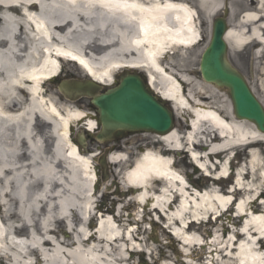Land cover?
<instances>
[{
	"label": "bare ground",
	"instance_id": "6f19581e",
	"mask_svg": "<svg viewBox=\"0 0 264 264\" xmlns=\"http://www.w3.org/2000/svg\"><path fill=\"white\" fill-rule=\"evenodd\" d=\"M226 2L195 0L196 9L187 0H0V253L3 256L9 254L19 264H68V261L144 264L140 257L134 259L137 250L133 249L135 253L128 257L127 247L123 248L131 240L127 232L130 221L122 215L126 206L133 204L141 208L138 202L150 197L152 207L163 214L174 211L175 217L168 218V225L174 228L175 237L183 243L182 250L188 253L190 248H196L197 242L193 224L183 230L187 218L198 221L210 212L225 209L231 201L229 194L222 195L215 187L189 194L185 178L170 167L173 157L164 155L165 150L145 148L120 177L121 186L116 197H112L122 201L129 194V203L113 212L105 203L97 206L104 217L112 215V218L104 221L102 217L95 231L90 229L94 225L91 213L97 202L96 192L91 191L98 181L92 162L95 155L80 152L68 139V128L85 121V130L92 131L96 125L94 115L78 110L77 103L62 94L59 99L45 98L40 89L44 79L57 73L61 66L57 55H63L80 62L89 74L87 77L101 85H112L115 75L122 70L147 72L149 88L160 102L164 105L169 102L176 116L188 114L191 119L183 135L175 128L169 134L155 137L163 148L172 150L169 152H191L193 162L206 173L207 166L213 162L206 155L199 158L198 153L227 152L236 146L240 148L242 143L250 144V173L246 172V176L251 177V182L244 184L242 174L237 173L235 184L241 189L238 215L227 220L238 229L244 213L246 216L249 212L252 219L245 223L244 233L235 234V242L229 249L222 248L221 242L207 243L210 252L205 253V259L214 263L215 252L217 264L222 257L232 264L236 262L234 252L238 251L239 261L264 264V259L255 256L264 251V246L259 250L235 249L245 236L255 237L254 232L264 227L260 220L264 211L253 200L257 196L264 200V133L254 123L235 118L231 111L229 119L222 117L217 109L207 105L206 100H216L213 88L206 90L202 83L193 82L186 68H181L179 74L171 66L167 71L161 60L166 50L191 49L190 45L201 36L193 22L195 13L200 12L208 22L226 7L231 28L225 38L230 49H237L233 54L257 48L254 56L260 86L247 82L264 109V0H239L242 9L237 13L236 27L232 25L235 13ZM182 81L192 86L190 99L182 90ZM127 161L126 154L111 153L103 170L108 173L113 166L114 174L120 176ZM216 172L217 178L225 176L227 168L220 164ZM159 183L161 187L157 188ZM174 191L184 197L179 200L172 196ZM108 195L109 192L105 193L103 198ZM230 209L231 206L227 212ZM165 262L185 264L172 254ZM152 263L157 264V260Z\"/></svg>",
	"mask_w": 264,
	"mask_h": 264
},
{
	"label": "rangeland",
	"instance_id": "374dc122",
	"mask_svg": "<svg viewBox=\"0 0 264 264\" xmlns=\"http://www.w3.org/2000/svg\"><path fill=\"white\" fill-rule=\"evenodd\" d=\"M177 1V0H176ZM188 3L197 9V5L195 3V0H187ZM239 0H230L228 3V7H231V10L235 13V20L233 22V26H237V13H239L242 9L241 4L238 2ZM229 7V8H230ZM199 11V10H198ZM201 14V13H200ZM212 21L209 20L208 22H205L202 18L200 20L201 23V36H202V42H200L197 46H195L192 49L189 50H180L177 51V53L172 56L171 61V67L179 74L181 68H186L188 70L187 76L193 81L197 83H202L206 90H210L213 88L215 90L216 100L215 99H208L207 105L210 107L217 109L222 117L229 119L232 112V105L230 98L228 96V92L226 90L218 89L212 85H208L204 83L200 77L199 73V64H200V58L202 53L204 52L205 48L208 46L209 38L211 34V28H212ZM253 48H246L243 52L239 54H233V52H236L237 49H230L228 51V58L231 62V64L242 74V76L246 79V81L252 83V85L259 87L260 82L257 78V61L253 53ZM233 54V56H232ZM263 58H264V52H263ZM264 62V61H263ZM81 71L75 66L71 64H62V72L59 76L58 80L51 81L50 83H47L43 88L45 92V98H48L49 96H54V98L59 99V92L57 89L58 83H60L63 80L69 79H75L78 81L85 80L84 77H82ZM247 82V83H248ZM184 89L185 96L190 99L189 91H191L190 85H187L185 83H181ZM188 95V96H187ZM208 95V94H207ZM78 105V109L82 111L90 112L88 107L90 106V102L88 99L83 98L76 102ZM69 106L73 107L70 103ZM231 111V112H230ZM190 118L188 114H184V116H176L175 114V123L174 127L179 131L181 135H183L187 129V121ZM79 127V126H78ZM81 129H77L75 131V136L77 133L81 132ZM105 148H109V151L116 150L121 151L129 156V161L127 165H125L124 169L122 170V173L126 172L127 169L132 165L131 162L135 161L137 155L140 153V150H144L145 148L154 150L156 152L160 151L162 149V145L160 140L155 137L153 134H146V133H135V134H129L125 138H122L121 140L110 142L105 146ZM96 149V148H95ZM95 149L93 150H87L89 155L92 153L97 152ZM83 154H86L84 152ZM165 154V152H164ZM239 154L235 158V162L233 161L231 163V168L233 169L237 164L241 168L240 171H237L236 174H232L230 179L228 181H223L217 183V186H213L217 189L221 188L222 195L227 194L226 192L230 190L229 183H232L235 176L238 172L242 174L243 171L247 170L248 164H250L249 156H247V153ZM173 157L175 159V165L174 168L176 172H178L180 175L184 176V178L191 184L193 187L199 189V190H208L212 186L207 180H203L200 175L199 171L195 172L193 170V166L189 163L188 157L184 155V153H176L173 154ZM243 157V158H242ZM242 158V159H241ZM245 158H247V161H245ZM94 161V159L92 160ZM240 161H242L241 164ZM96 162V161H94ZM245 162V164H244ZM99 166L100 164L96 162ZM95 163V164H96ZM114 167L112 166L111 169H109L108 173L100 166L97 170L98 172V180L99 182L95 185V187H91V191L96 192V206H102L104 203L107 204L110 208L113 210H119L123 206H126L129 201L130 197L129 194H125L122 198V201L113 200L112 197H116V191L117 188H119L120 183V176L115 175L113 172ZM122 169V167H117V170ZM244 184H249L251 182V177L246 176V179L243 180ZM116 183V185H115ZM118 186V187H117ZM96 189V190H94ZM109 192V195L107 198H103L104 194ZM241 195L236 196L237 199H239ZM245 198V196L243 197ZM114 202V204H113ZM264 202V200L262 201ZM240 201L238 202L239 205ZM256 204L259 206V202L256 201ZM113 205V206H112ZM238 205L236 206L238 208ZM149 207V206H148ZM174 207V205H173ZM149 208H140L136 205H130L129 207L126 206L125 211H123L122 215L124 216L125 220H129L127 225H131L127 232L130 234V241L127 244H124L123 248L128 249L129 254L128 257L131 254H134L135 252H132L133 249L137 250V255L134 256V259L137 260L138 257L144 261V264L151 263L153 260H158L157 264H165L166 257L168 255H173L177 257H182V253H185L182 250L181 244L173 238L163 227L166 226V220H164L159 214H151L149 213ZM143 210V212H142ZM117 214V212H114ZM144 215L142 222H137L141 219V215ZM236 216L235 207L232 208L229 212L222 214V217L220 220L212 221L209 219L208 224H201L200 226L195 227L194 229L196 231V234L193 236L194 240L202 244V247H196L191 252H193V257H201L199 264H217L215 260L218 259V256L213 252L212 258H214L213 261L210 262L209 259L204 262L206 258V254L210 252L209 247L206 246V244H211L215 242H221L222 248H230L231 244L233 243L235 239L236 232H241L243 229L242 227L245 225V223L249 222L252 217L250 214L247 216H244L242 220H240L241 227H238V229H235L233 226H231L228 223V218L234 219ZM166 218L175 217V213H168L165 215ZM105 220H110L109 217L105 216ZM261 221L264 222V218H260ZM92 224H95V221L93 220L91 222ZM67 228L63 227V230L65 231ZM90 229H93V225L90 227ZM133 232H130V231ZM135 230L138 232L136 233ZM68 231V230H67ZM69 232V231H68ZM260 233L264 235V227L260 230ZM256 241L255 237L249 238L244 237L241 241H239L236 245L235 249L244 248V249H255L254 242ZM262 246H264V243H260ZM183 251V252H181ZM206 253V254H205ZM223 254V253H222ZM235 257H239L238 251L234 252ZM259 259H264V251L263 252H257L255 255ZM195 259V258H194ZM197 263V264H198ZM219 264H231L228 259H223L222 261H218ZM0 264H5V262L0 261ZM192 264H196L195 261ZM232 264H236L232 263Z\"/></svg>",
	"mask_w": 264,
	"mask_h": 264
},
{
	"label": "water",
	"instance_id": "95a60500",
	"mask_svg": "<svg viewBox=\"0 0 264 264\" xmlns=\"http://www.w3.org/2000/svg\"><path fill=\"white\" fill-rule=\"evenodd\" d=\"M228 32L226 19L216 18L212 24L210 42L200 60V75L204 82L228 91L233 113L237 119L254 123L264 133V109L255 99L241 74L231 66L227 58ZM59 90L67 94L66 86ZM100 88L92 83L77 85L71 90V99L79 96L91 98L98 114L101 132L95 140L105 142L120 138L128 132H152L165 135L172 130V115L136 74L126 73L119 77L116 87L97 92ZM93 141V139H92Z\"/></svg>",
	"mask_w": 264,
	"mask_h": 264
}]
</instances>
